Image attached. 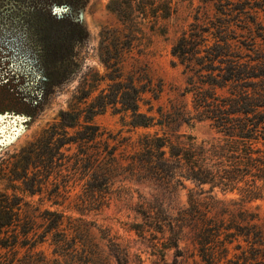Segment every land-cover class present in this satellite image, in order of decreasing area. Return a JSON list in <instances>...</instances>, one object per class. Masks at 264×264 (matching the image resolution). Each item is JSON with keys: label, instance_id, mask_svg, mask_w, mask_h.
I'll use <instances>...</instances> for the list:
<instances>
[{"label": "rangeland", "instance_id": "1", "mask_svg": "<svg viewBox=\"0 0 264 264\" xmlns=\"http://www.w3.org/2000/svg\"><path fill=\"white\" fill-rule=\"evenodd\" d=\"M1 5L0 46L14 62L1 88L11 85L12 95L3 105L17 112L0 114V207L12 208L10 223L0 229V264H117V256L124 264H209L191 226L193 210H209L227 230L244 215L251 218L258 230L251 229L248 241L219 243L215 253L218 264H258L252 245L264 248V199L241 206L236 193L196 185L179 171L156 179L140 152L144 135L185 146L221 137L208 120L195 119L186 89L193 72L171 51L183 32L200 33L207 38L202 44L225 39L234 60L251 44L247 24L254 45L263 47L262 27L251 20L264 21V0H84L81 23L70 16L79 17L77 0ZM71 24L83 35L62 54L72 43L65 40ZM201 41L192 37L191 44ZM115 68L140 89L139 110L161 123L131 128L129 112L109 105L92 119L99 135L77 141L88 104L107 91ZM230 84L215 92L227 94ZM72 110L80 113L78 124L55 128L60 113ZM51 128L52 144L37 143L48 142ZM62 136L68 142L56 147ZM189 194L196 205L186 215Z\"/></svg>", "mask_w": 264, "mask_h": 264}, {"label": "trees", "instance_id": "2", "mask_svg": "<svg viewBox=\"0 0 264 264\" xmlns=\"http://www.w3.org/2000/svg\"><path fill=\"white\" fill-rule=\"evenodd\" d=\"M3 7L5 5L0 6V14L4 11ZM57 14L61 15V13ZM73 17L76 18L75 14ZM72 22L75 23L73 20ZM251 23L261 26L263 34L259 35H264V21L253 17ZM246 29L250 35L251 44L246 48V53H240L234 60L229 59V48L225 39H222L224 41L222 44L218 40L210 45L206 42L202 44L207 38L200 33L183 32L171 51L181 64H185L189 72H193L187 76L186 89L192 91L193 105L197 111L195 119L208 120L221 137L213 138L212 141L192 142L185 146L173 144L159 135H144L141 138L143 149L140 152V157L142 156L141 159L145 162V170L151 177L163 181L165 175L163 176L162 173L167 174L172 170L174 174V171H179L184 179L196 185L209 184L222 192L236 193L241 206L264 199V45L263 47L254 45L256 35L252 34L254 32L251 24H247ZM82 35L80 27L74 24L69 25L65 40H71L72 43L70 42L64 53L60 50L61 53L71 52L76 46V40ZM192 37H201L202 41L198 43V46L191 44ZM63 41L57 44L62 49L65 48ZM6 56V51H2L0 46V114L7 111L17 112L16 108L11 109L12 105L10 107L3 105L7 95H12L9 89L11 85L9 84L8 89L3 87L5 91H1V88L9 80L11 73H14V62ZM191 62H195L196 66H193ZM118 70L119 68H115L114 75L109 76L110 83H108L107 91L98 94L88 104L85 110L86 124L79 131V136L75 138L77 141L92 140L99 135V127L92 122V119L109 105L120 104L117 110L129 112L128 123L131 128L149 127L154 123H161L160 120H155L154 116L139 110L140 89L131 78L123 80ZM228 83L231 84L227 94L218 95L215 92L216 88L225 87ZM15 106L19 108L20 104L17 103ZM21 115L25 117V113ZM25 118L24 121H28L29 114ZM79 119L80 113L76 110L62 111L59 115V124L55 128L73 127L78 124ZM54 133L56 132H52L51 128L47 136L48 142L37 143L45 147L52 144L49 141L52 140ZM63 137L56 147L68 142ZM166 153L168 157H165ZM52 158L50 157V160ZM146 163H149L150 167L146 166ZM195 205L196 199L189 194L186 215L192 214L188 211ZM10 207V205L5 206L4 210L0 207V229L8 225L12 219ZM208 211L193 210L191 226L198 231L197 236L203 240L201 256L205 257L209 264H218L215 252L219 243H231L238 237L248 241L252 236L251 229H257L258 226L255 222H251V218L244 215L241 224L237 223V227L230 226L231 228L227 230L221 226L223 220H214L207 215ZM56 217L50 228L56 226L59 214H56ZM256 233V236L261 237L259 231ZM223 246V251H228V248ZM252 246L255 250V260L258 264H264L263 245L261 242H255ZM116 260L117 264H124L121 257L117 256Z\"/></svg>", "mask_w": 264, "mask_h": 264}, {"label": "flooded vegetation", "instance_id": "3", "mask_svg": "<svg viewBox=\"0 0 264 264\" xmlns=\"http://www.w3.org/2000/svg\"><path fill=\"white\" fill-rule=\"evenodd\" d=\"M77 2H78V6H77L78 11L77 12H79V14H78L79 17L78 18H74L73 14H75L76 12H73V11L70 12V16L72 17L71 19L73 21L81 23L80 13H81V11L83 10V7H84V0H77ZM65 8H66L65 10H67V9L70 8V6L67 5Z\"/></svg>", "mask_w": 264, "mask_h": 264}]
</instances>
